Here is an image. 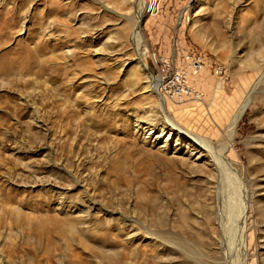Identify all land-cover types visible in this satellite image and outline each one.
Returning <instances> with one entry per match:
<instances>
[{"label": "rangeland", "instance_id": "374dc122", "mask_svg": "<svg viewBox=\"0 0 264 264\" xmlns=\"http://www.w3.org/2000/svg\"><path fill=\"white\" fill-rule=\"evenodd\" d=\"M240 251L264 264V0H0V264Z\"/></svg>", "mask_w": 264, "mask_h": 264}, {"label": "bare ground", "instance_id": "6f19581e", "mask_svg": "<svg viewBox=\"0 0 264 264\" xmlns=\"http://www.w3.org/2000/svg\"><path fill=\"white\" fill-rule=\"evenodd\" d=\"M150 9H148V7H147V11H149V12H151V10H152V8L154 7L155 8V6L156 5H151L150 3H149V5H147ZM141 18H142V16L141 15H139L138 17H137V22H136V24H135V27L136 28H134L135 29V31H134V36H135V38H136V40L139 42L140 41V28H139V23H140V20H141ZM154 80V79H153ZM153 80H152V82H151V85H149V87L151 86V87H153V90L154 91H160V89H161V80H158L157 78H155V81L153 82ZM160 98V107L162 108L161 109V112H162V115H163V120H164V123H166V124H169V125H171V129L172 130H174V129H176V130H181L180 132H186L184 129H183V127H181L172 117H170L168 114H167V111H166V106H165V97H163V96H160L159 97ZM249 99H250V96H248L247 98H246V100L244 101V103L242 104V106H241V108L239 109V111L237 112V114L234 116V118L232 119V121L230 122V127H229V130H230V132H229V135L230 134H232L231 132H232V129H233V127L236 125V123L239 121V118H240V116H241V114L243 113V110H244V108H245V106L247 105V103H248V101H249ZM193 136V137H192ZM188 137L189 138H191L195 143H197L200 147H202L203 149H206L208 152H209V154H211V156L214 158V160L216 161V164L219 166V167H221L220 165L223 163V162H225L227 165H228V162H227V160H226V157L224 156V151H225V149H226V147L228 146V144H224L223 146L221 145V147L216 151V150H214V145L209 141V140H207V139H204L203 137H200V136H197V135H194V134H191V136L190 135H188ZM220 146V145H219ZM218 147V146H217ZM225 164V165H226ZM224 168V167H223ZM221 171V170H220ZM236 236V235H235ZM230 238V237H229ZM237 245L238 244H240V242H241V238H240V234L237 232ZM233 248V247H232ZM237 250V249H236ZM241 252V251H240ZM244 256H245V254L243 253V251L241 252V254L239 255V256H237V259H236V263L237 264H244L243 263V259H244ZM241 258V259H240Z\"/></svg>", "mask_w": 264, "mask_h": 264}, {"label": "built area", "instance_id": "2783aa9c", "mask_svg": "<svg viewBox=\"0 0 264 264\" xmlns=\"http://www.w3.org/2000/svg\"><path fill=\"white\" fill-rule=\"evenodd\" d=\"M154 9H155V8L153 7L151 11H154ZM192 69H193V68H192ZM164 89H166V88H164V86H163V91H164ZM161 90H162V88H161Z\"/></svg>", "mask_w": 264, "mask_h": 264}]
</instances>
